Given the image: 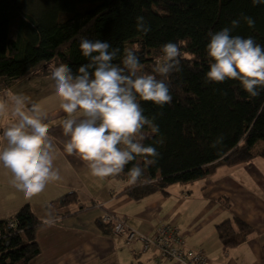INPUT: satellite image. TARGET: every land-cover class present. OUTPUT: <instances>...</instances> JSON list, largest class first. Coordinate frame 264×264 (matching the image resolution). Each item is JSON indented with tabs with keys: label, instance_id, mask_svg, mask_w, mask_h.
Wrapping results in <instances>:
<instances>
[{
	"label": "trees",
	"instance_id": "trees-1",
	"mask_svg": "<svg viewBox=\"0 0 264 264\" xmlns=\"http://www.w3.org/2000/svg\"><path fill=\"white\" fill-rule=\"evenodd\" d=\"M137 16L145 18L150 32H137ZM243 16L252 17L254 27ZM233 20H240L233 35L252 37L264 46V4L254 6L252 0H0V95L31 75H48L47 64L52 62L67 64L76 74L89 62L79 48L81 37L108 41L121 53L125 46L134 48L149 73L161 46L179 43L182 71L167 81L171 103L160 107L140 101L144 115L154 117L159 128L158 133L144 129L150 136L144 143L160 154L157 162L145 167L140 156L115 176L125 181L126 194L134 200L166 194L172 185L203 180L220 166L264 157V89L251 97L236 80L205 82L207 34L231 27ZM120 60L118 55L114 63ZM221 136L222 142L212 147ZM133 164L145 170L136 184H129L127 172ZM219 201L232 207L228 197ZM78 202L77 194L71 193L60 197L57 205ZM100 223L104 231L112 230ZM41 224L31 204L0 219V264H30L41 251L36 237ZM254 232L239 217L219 226L226 247L244 242Z\"/></svg>",
	"mask_w": 264,
	"mask_h": 264
},
{
	"label": "clouds",
	"instance_id": "clouds-1",
	"mask_svg": "<svg viewBox=\"0 0 264 264\" xmlns=\"http://www.w3.org/2000/svg\"><path fill=\"white\" fill-rule=\"evenodd\" d=\"M254 6L264 0H252ZM242 19L254 27L252 17ZM240 20L231 27L209 31L206 54L209 70L205 82L239 81L251 97H258L264 89V46L252 37L233 35ZM137 32L147 34L151 28L143 16L136 17ZM81 54L89 61L73 74L69 65H49V77L54 81L55 93L61 99L65 113L60 121L66 138L63 149L83 160L93 177L104 179L122 173L125 166L144 157L145 167L157 162L156 147L145 144L151 133H158L154 117L144 115L140 101L160 107L171 103L169 76L182 71L180 44L167 42L160 48L151 73L145 72L134 48H113L108 41L80 38ZM121 55L120 63H114ZM28 97L10 89L0 98V119L11 116V121L0 135V165L10 177L9 183L25 198L41 193L49 182L62 179L54 168V146L49 139V126L44 122L41 106H28ZM218 137L211 145L222 142ZM144 167L133 164L128 169L129 184H136L144 175ZM51 209V205L47 206ZM46 223H55L51 212Z\"/></svg>",
	"mask_w": 264,
	"mask_h": 264
},
{
	"label": "crops",
	"instance_id": "crops-1",
	"mask_svg": "<svg viewBox=\"0 0 264 264\" xmlns=\"http://www.w3.org/2000/svg\"><path fill=\"white\" fill-rule=\"evenodd\" d=\"M25 83L21 80L9 89L15 93L25 88L38 90ZM51 88L55 91V86ZM27 104L41 106L55 149L54 168L62 177L28 199L10 185V177L0 165V219L11 218L25 204H31L43 221L36 231L41 251L30 264H181L161 259L156 245L145 247L142 240L129 245L125 234L104 231L100 221L109 212L148 237L154 236L161 224L172 223L183 236L184 251H204L205 264H264V157L220 166L203 180L174 184L166 194L134 200L126 194L125 181L115 176L93 177L83 160L64 151L66 138L60 121L65 113L60 108L61 100L35 98L27 100ZM11 119H0V135ZM71 193L77 194V204L57 205L60 197ZM221 197L231 200L230 209L222 205ZM49 211L55 223H46ZM234 217L255 232L244 242L226 247L219 226L226 221L233 224Z\"/></svg>",
	"mask_w": 264,
	"mask_h": 264
},
{
	"label": "built area",
	"instance_id": "built-area-1",
	"mask_svg": "<svg viewBox=\"0 0 264 264\" xmlns=\"http://www.w3.org/2000/svg\"><path fill=\"white\" fill-rule=\"evenodd\" d=\"M103 221L112 227L114 234H125L127 244L131 245L136 240H142L145 247L156 245L161 250V259L175 260L181 264H205L204 251L185 252L182 248L184 239L179 229L172 223L161 224L154 236L148 237L130 227L124 220L113 213H106ZM11 225H13L11 223Z\"/></svg>",
	"mask_w": 264,
	"mask_h": 264
},
{
	"label": "rangeland",
	"instance_id": "rangeland-1",
	"mask_svg": "<svg viewBox=\"0 0 264 264\" xmlns=\"http://www.w3.org/2000/svg\"><path fill=\"white\" fill-rule=\"evenodd\" d=\"M54 64L49 63L47 64V67L49 65ZM30 78H25L22 81L26 82V86H34L38 87V90H34L31 88H25L21 90V93L26 95L28 97V100H33L35 98L38 99H48L49 101L57 100L60 101L61 99L56 95L55 91H52V88L50 87L54 86V81H52L48 75H31ZM34 82V83H32ZM42 85V86H41ZM41 86V88H39Z\"/></svg>",
	"mask_w": 264,
	"mask_h": 264
}]
</instances>
